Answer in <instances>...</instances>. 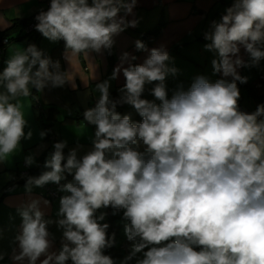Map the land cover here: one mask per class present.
Instances as JSON below:
<instances>
[{
	"label": "clouds",
	"instance_id": "obj_1",
	"mask_svg": "<svg viewBox=\"0 0 264 264\" xmlns=\"http://www.w3.org/2000/svg\"><path fill=\"white\" fill-rule=\"evenodd\" d=\"M136 5L137 0H50L34 17L35 30L51 42L63 40L69 63L80 55L111 54L114 37L138 26L137 19H128ZM204 39L205 50L215 54L213 74L222 77L215 81L197 75L169 97L166 79L180 70L164 46L148 49L137 40L136 49L148 52L144 61L132 63L137 57L124 52L111 76L95 84V104L83 112L87 125L95 126L93 147L78 156V145L65 155L67 141L55 142L45 170L25 177L29 195L50 183L64 194L55 220L46 218L41 205L50 202L42 197L17 208L21 224L12 261L116 264L105 254L116 243L115 233L109 236V224L102 223L108 213L99 211L111 208L112 215L122 214L131 242L120 264H264V103L252 112L241 110L237 84L248 82L238 69L264 61V0H233L219 21L210 22ZM5 64L0 163L33 137L26 101H38L45 88H77L71 71L35 44L15 48ZM121 72L125 83L113 98L110 81ZM146 92L154 99L144 98ZM124 105L142 120L121 115L117 108ZM46 135L39 133L41 139ZM35 162L33 154L25 157L26 166ZM53 224L62 233L59 251H52ZM4 256L0 252V261Z\"/></svg>",
	"mask_w": 264,
	"mask_h": 264
},
{
	"label": "crops",
	"instance_id": "obj_2",
	"mask_svg": "<svg viewBox=\"0 0 264 264\" xmlns=\"http://www.w3.org/2000/svg\"><path fill=\"white\" fill-rule=\"evenodd\" d=\"M45 1L47 2V0H0V32L9 28L13 21L31 18L41 9L44 10ZM232 3L233 0H137L133 15H129L128 19H137L138 26L129 27L114 37L115 43L111 54L108 51L101 54L92 53L89 58L80 55L72 58L70 63L64 59L62 40L51 42L41 35L36 46L53 60H59L62 70L71 71L77 88L74 90L70 85L62 88H45L38 94L40 96L38 101L29 99L25 102L26 118L33 131V137L31 140L21 141V150L7 162L0 163V252L5 254L0 264H18L10 257L12 248L16 246L13 243L14 237L21 224L17 208L22 203L27 202L30 197L47 199L50 202L49 206L41 205L45 216L49 219H57L59 199L64 193H59L55 198L48 197L46 187L51 185L50 183L43 188L34 187L29 195L25 191V184L19 183V179L22 178L20 174L27 173L31 168H42L48 154L54 150L55 142L67 141L65 155L78 145V156L92 149L95 126L87 125L83 119V112L95 104L98 95L94 92L95 84L111 76L124 52L137 57L132 63H142L148 52L138 51L135 42L141 41L144 32L158 22L163 25L162 31L151 44L147 45V48L164 46L173 58L174 66L180 70L175 78L169 76L166 79L169 97L178 85L182 84L187 89L197 75L207 76L212 81L222 78L220 74H213L211 61L215 58V54L205 50L204 45L208 41L204 39V32L209 29L211 21L221 19ZM17 47H27V44L25 41L9 43L0 55V71L6 66L5 61ZM240 54L245 60L248 59L243 49ZM124 66L126 67L127 64ZM238 71L242 76L248 77V82L244 85L258 89L261 85V76L264 75V62L258 68H241ZM94 75L95 80H93ZM124 83L122 72L117 79L110 81V94L113 98L118 97V89ZM32 91L35 95V89ZM144 98L154 99L148 92L144 94ZM117 111L121 115L130 114L133 122L142 120L130 106H118ZM47 118L52 131V141L46 140V136L43 139L39 136V133L44 131L40 122ZM140 150H143L142 144ZM30 154L34 155L36 162L32 166H26L25 157ZM49 230L55 235L52 251H59L62 233L57 230L55 224L49 225ZM42 259L43 256L40 260Z\"/></svg>",
	"mask_w": 264,
	"mask_h": 264
},
{
	"label": "trees",
	"instance_id": "obj_3",
	"mask_svg": "<svg viewBox=\"0 0 264 264\" xmlns=\"http://www.w3.org/2000/svg\"><path fill=\"white\" fill-rule=\"evenodd\" d=\"M47 7V2L45 1V6L44 9ZM37 15V14H36ZM32 16L31 18L28 19H18L13 21L12 25L7 28L6 30H4L3 32H0V55L3 54L6 46L9 43H13V42H20V41H25L26 44H35L39 41V39L41 38V33H39L38 31L35 30V28H33L32 30H28V24L32 23L35 21L34 17L36 16ZM162 27L163 25L161 23H157L154 27L146 30L143 34V38H142V42L147 46L149 44L152 43V41H154V39L161 33L162 31ZM7 41V43L5 42ZM62 42H64L62 40ZM238 84V88L239 87H246L248 93L250 96H252L256 102L257 105L264 103V75L261 76V85L258 89H255L252 86H248V85H244V84ZM241 110L244 111L243 107L241 106V104L239 103ZM138 117L140 118V116L138 115ZM41 127L44 129V131H47V135H46V140L52 141V131L50 129V124H49V118H47V120H42L41 122ZM44 171V168H31L27 170V173L24 177L20 178L19 183H26V176H39L42 172ZM72 177L68 176L67 180L71 181ZM63 183V181H62ZM108 212V221L110 224V236L113 233H117L118 230V224L116 223V215H112L111 214V208L106 209ZM129 244H131L130 241H128L126 239L124 245L122 246V249L124 250V252L128 255L130 248H129Z\"/></svg>",
	"mask_w": 264,
	"mask_h": 264
},
{
	"label": "rangeland",
	"instance_id": "obj_4",
	"mask_svg": "<svg viewBox=\"0 0 264 264\" xmlns=\"http://www.w3.org/2000/svg\"><path fill=\"white\" fill-rule=\"evenodd\" d=\"M262 62H264V61H261V63ZM239 89H240V93H241L239 103L243 107L244 111H247V112L254 111L257 107L256 100L252 96L249 95L246 87H239ZM63 182H65V181H63ZM59 193L63 194L61 192H59ZM99 211L107 212L106 209H101ZM99 211H98L97 215H99ZM115 220H116V223L118 224V230H117V233L115 234L116 243L112 248L106 249L105 254L112 256L115 259L116 264H120V261L127 255L124 252V250L122 249V246L124 245V243L127 239L125 234H124V224L126 223V221H124L122 219V214L116 215ZM102 223H108L109 224L108 215L106 216L105 220L102 221ZM108 234H110V224H109ZM130 245L131 244H129V248H130ZM140 255L141 254H138L137 258H139ZM129 264H135V259L130 261Z\"/></svg>",
	"mask_w": 264,
	"mask_h": 264
},
{
	"label": "built area",
	"instance_id": "obj_5",
	"mask_svg": "<svg viewBox=\"0 0 264 264\" xmlns=\"http://www.w3.org/2000/svg\"><path fill=\"white\" fill-rule=\"evenodd\" d=\"M50 5V0H47V7L44 9V10H47V8L49 7ZM37 23V21L35 20L34 22L28 24V30H32L33 28H35V24ZM26 174V172H21V177H24ZM58 186L55 185V184H51V185H48L46 187V193H47V196L50 197V198H55L59 195V191L57 190Z\"/></svg>",
	"mask_w": 264,
	"mask_h": 264
}]
</instances>
